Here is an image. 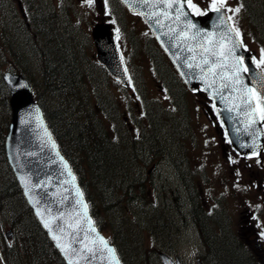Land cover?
<instances>
[{"label":"trees","instance_id":"1","mask_svg":"<svg viewBox=\"0 0 264 264\" xmlns=\"http://www.w3.org/2000/svg\"><path fill=\"white\" fill-rule=\"evenodd\" d=\"M106 1L113 18L124 28L128 23L124 7L117 0ZM240 1L256 28L251 27L259 36L257 42L264 49V0ZM59 16L49 9L46 0H0V264H65L28 208L5 158L4 138L10 109L2 74L7 70L23 75L32 86L35 101L42 108L60 151L69 161L95 224L110 237L121 264H147L139 232H147L156 243L164 240L161 247L169 245L166 241L170 225L164 215L168 207L167 201L161 209L148 203L145 193L148 184L141 179L135 164L149 161L151 155L169 153L165 145L168 149L174 148V143L182 137L176 134L170 140L168 130L177 126L173 119L176 116L168 112H163V116L158 114L151 107L156 106L149 101L151 105L146 104L149 110L145 108L148 127L141 139L135 141L126 136L121 140L122 119L111 105L117 104L110 97H107L110 101L106 109L104 103V107L98 102L96 106L90 103V91L95 89L91 84H95L92 80L86 81L90 75L87 69L96 62L71 31L66 33L68 28ZM18 25L21 31L17 30ZM128 38L133 51L151 62L161 85L167 87L174 105L179 112L184 110L187 118L180 100L183 96L178 99L180 93L178 96L174 93L170 67L152 38ZM87 86H90L88 92ZM77 87L82 93L76 95ZM139 88L141 91L142 86ZM80 95H83L81 99ZM100 111L104 119L99 117ZM195 204L198 206L197 200ZM141 209L146 210L143 215H140ZM213 224L217 227L216 233L206 227L203 234L207 249L203 257L205 264H253L251 255L240 239L229 233L225 222ZM5 229L13 232L10 240L4 237ZM167 249L165 252L170 253ZM150 251L154 252V248Z\"/></svg>","mask_w":264,"mask_h":264},{"label":"water","instance_id":"2","mask_svg":"<svg viewBox=\"0 0 264 264\" xmlns=\"http://www.w3.org/2000/svg\"><path fill=\"white\" fill-rule=\"evenodd\" d=\"M119 1L130 13L139 14L184 84L189 89L201 88L219 107L221 120L234 148L240 154L256 151L262 142V130L258 118L257 124L246 127L247 120L242 110L238 112L233 108L232 112H228L227 109L233 107L235 102L227 98L230 93L232 96H236L237 93L232 92L230 88H222V84L226 81H221L219 77L215 78V84L209 86L208 81L213 79L212 76L207 75L206 71L201 73L199 68L187 67L185 57H190L193 53H189L184 41L177 38L181 31H187L188 35L199 31L202 35L211 32L213 33L212 38L218 39L220 35L230 29L226 18L224 17V21L221 23L222 14L211 12V10L207 11L205 16L193 15L185 4L182 11L189 12V15L181 16L177 21L175 18L176 8L180 7L179 4H174L169 8L161 0ZM165 12L168 13L167 16L163 15ZM188 21H191L195 28H186ZM91 35L97 58L106 71L123 84H127L125 66L115 42L112 25L102 20L93 27ZM228 35L233 41L239 42L232 31L228 32ZM200 39L201 37H197V41ZM189 43L195 46L196 41H189ZM226 46L231 47V43L226 42ZM200 51L201 49L197 47V58L194 63H199ZM235 54L244 58V64L241 67L247 65L250 69L249 72L241 74L244 83L260 90L261 86L258 81L262 73L252 63V55L241 46L236 49ZM202 76L205 78L202 79ZM3 81L10 93L9 108L11 112V120L4 142L5 155L23 197L38 224L65 264H69L70 259L72 264H117V262L121 264L113 245L95 226L84 195H78L77 189L82 193L81 188L68 162L59 151L41 108L34 101L29 83L21 75L9 72L3 74ZM222 96L226 98L224 101L221 100ZM69 170L71 175H69ZM73 177H75L74 180ZM25 180L27 181V190ZM78 200H82L83 204L87 205L86 210L77 203ZM37 211L40 212V215H37ZM85 212L86 216H84ZM45 220L51 222V232L44 227ZM77 220H79L78 232L68 227L69 223L75 224ZM88 220L93 222L95 232L86 231L89 227ZM61 228L64 229L63 233L60 231ZM53 235L60 237L61 244L66 246L71 244V247L77 251L66 256L57 247V241L52 239ZM6 236L9 237L10 232H7ZM98 237H103L107 241V247L100 243ZM89 248L93 251L89 252L87 250ZM107 248L114 249V253L108 252ZM158 257L161 264H181L178 258L173 261L163 252H159Z\"/></svg>","mask_w":264,"mask_h":264},{"label":"rangeland","instance_id":"3","mask_svg":"<svg viewBox=\"0 0 264 264\" xmlns=\"http://www.w3.org/2000/svg\"><path fill=\"white\" fill-rule=\"evenodd\" d=\"M48 6L54 10L58 15H60V21L63 22V25L68 28V31L66 30V33L69 34V31H71L72 34L81 42L85 43L86 45V50L88 53H90V44H92L91 38H90V30L91 27L97 23L99 20L102 18H105L107 20L109 19V16L113 17L111 15V10L110 7L106 8V4L104 5V0H99V4L97 3V0H93V4L89 6L86 3V0H46ZM193 3L197 4V6L200 8L201 11L206 10L207 8L210 7L211 0H193ZM98 6H100V9H98ZM226 7L235 9L237 7L240 8L239 13H235L232 11L227 12L228 16H231V22L233 24V27L235 29L239 30L240 36L243 39L242 41L246 44V46L249 48V50L254 54V57H256L257 60L260 59L261 57V50L258 46V43L255 40L253 31L250 29L249 31V26L245 24L246 17L244 16V20L242 19V13H241V6L238 2V0H226ZM112 23L115 25V32H116V40L117 44L119 46V49L122 53L123 60L126 64V67L128 70L133 71V73H139L142 75L143 79V85H145V95L147 101L150 100V102L156 106L158 114H162L163 112H169L168 110L164 109L166 106L169 107V103L166 100L165 94L160 93L157 83L155 81V78L151 72V68L149 63L146 61V59H140L141 56H138V60L133 59L131 61L129 52H132L133 50L130 47V41L129 37H132L133 39L135 38V34H139L140 39L142 37L146 38V30L144 29L145 26L142 23V21L139 19V17L131 15L127 17V24L122 27V25L118 24L114 19L111 18ZM122 23H124V20H122ZM248 24V23H247ZM69 27H68V26ZM132 27V29H131ZM21 27L18 29V31H21ZM119 30V31H117ZM128 34V35H127ZM132 34V35H131ZM134 34V35H133ZM89 45V46H88ZM91 59H95V51L92 46V52ZM90 57V55H89ZM93 60V61H94ZM127 60V61H126ZM97 61V60H96ZM95 63V61H94ZM87 66L89 67V61L87 60ZM262 71H264V64L259 65ZM91 68H93L91 70ZM37 70V68L35 69ZM90 73L89 79L86 81L91 80L94 82L95 85H92V88H95V95H99L98 93L100 92H105L109 96L115 99L116 104L124 107V102L126 98L130 95V93L133 92L131 89H127V91L124 93L120 85H116L115 82H113L111 79L107 78L105 75H103V71L100 70V67L97 64L91 65L90 69H87ZM164 70V69H163ZM167 70V69H166ZM164 70V71H166ZM95 73V74H94ZM94 74V75H92ZM169 75L171 76L170 82L173 84V90L174 93L179 95L180 97L184 92V88L180 83L177 82V79L174 77V75L171 73L169 70ZM141 82V81H140ZM170 83V87H171ZM90 90V86H87V92ZM172 92V91H171ZM173 93V92H172ZM204 95L202 93H189L188 94V112L191 113V122L192 126L189 128V137H191L190 141L192 145L188 147L187 152L185 153L190 160L191 163H194L196 165H199L201 163L203 165V158H200L199 154V149L203 145L202 143V137L198 135L201 134L204 130V125H203V120H202V114H201V106L202 103L204 102ZM104 107L103 102L100 103L95 97L90 98V103H93V105H97V102ZM182 101V99H180ZM131 105L135 107V102L132 100ZM118 106V105H117ZM152 106V105H151ZM163 107V108H162ZM153 108V107H152ZM51 109V106H50ZM161 110V111H160ZM168 115V114H167ZM100 117L102 118V114L100 111ZM165 123V120L163 121ZM162 122V123H163ZM264 123V121H263ZM193 133L191 134V132ZM180 133L179 128H175V134ZM165 148L173 153V150H175V153L177 155V160H181L183 158V151L182 145H180V148L178 149L176 145L174 146L173 150L168 149V145H165ZM222 152L218 150L215 154L209 155L208 157V162H207V169L208 170H213L215 175L218 176L221 179L222 182H226L227 186L224 187V192L226 193V198L222 197L223 202L228 203L229 205L236 207L237 210L242 208V203H247L248 202V207H262L264 206V201L262 200L263 194L257 190V185L255 184L254 179L248 176V173L246 174L245 172L242 175H238V177H234L232 181H229V177H225V171H226V166H229L231 163L225 162V160L222 157ZM167 151L163 155H153L150 160L148 161V166L143 167L145 168V171L142 169L139 164H135V169L139 170L141 172L142 180L147 179V176L151 179V185L152 187L156 190L157 194L160 195L163 193V191L166 190V187L171 185V169L168 167L166 164L171 163L169 159H165L166 156L168 157ZM185 156V155H184ZM173 159L175 157H172ZM164 160V161H162ZM159 163V170L156 172H151L148 173V171L154 166L155 163ZM188 164V162H186ZM184 161V164H186ZM238 163V164H237ZM172 164V163H171ZM228 164V165H227ZM237 164L240 165L239 167L241 169H246L247 165L243 161H238L236 160L235 163L232 165ZM138 172V171H137ZM147 175V176H146ZM225 178H228L227 181H225ZM236 182L235 185L229 187L228 185L230 183ZM253 182V183H252ZM254 187V189L252 188ZM230 189V190H229ZM254 191V194L252 192ZM148 196H150V192L146 193ZM161 197L165 196L160 195ZM161 199V198H160ZM167 200V198H166ZM164 201H160V204L164 206L165 203ZM251 204V205H250ZM144 206V205H142ZM176 210V209H175ZM146 210L141 209L140 215H143ZM167 217L168 220H172V218H175V215L170 216L171 212L170 210H167ZM161 215L163 213H160ZM234 218V223L236 226L240 225V216ZM177 220V219H176ZM181 222L178 221V224ZM8 229L4 230V233ZM140 245L143 250V254L147 260V264H160L157 256L158 251L165 252V248L170 249V253H173L177 256H179L183 264H197L196 257L200 254L206 253V247L204 246L203 242L201 241L200 236L191 228H184L179 230V232H173L169 229V237L168 240L166 241L169 243V245L162 246L163 243L165 242L164 240H160L161 242L157 243L153 238L147 233L140 231ZM108 235V234H107ZM259 240L261 241L263 248H264V232L260 233L258 235ZM108 238V236H107ZM159 245V246H158ZM152 246H154V252L150 251ZM158 246V247H157ZM157 247V248H155ZM167 249V250H169ZM166 250V251H167ZM169 253V251H167Z\"/></svg>","mask_w":264,"mask_h":264},{"label":"flooded vegetation","instance_id":"4","mask_svg":"<svg viewBox=\"0 0 264 264\" xmlns=\"http://www.w3.org/2000/svg\"><path fill=\"white\" fill-rule=\"evenodd\" d=\"M153 76L155 78L157 75ZM132 84L133 81L129 77V85L122 87L123 92L125 93L127 89L132 88ZM133 86L136 88L134 84ZM159 91L160 93H163L161 90ZM169 98L171 99L172 97L169 96ZM203 98L204 102L201 106V114L204 130L201 134L198 133V135L202 137L203 143L199 149L200 158H203V165L201 163H199V165L191 163L185 154L188 147L192 145L190 141L191 137L188 135L189 128L192 126L191 113L187 114L188 116L185 118L184 110L182 112H179L178 109L172 110V114H175L176 116V118L173 117V119L177 126L174 128L171 127L168 132L171 134L170 140L172 141V138L176 135L175 128H179L180 133L178 134H182V137L179 139L178 144H174H176L178 149L180 148V145H182L181 150L183 151V158L177 160V155L174 154L175 150L173 149V153L171 151H169V153L167 152V154L170 155H168V157L166 156L165 159H169L172 163L166 164L168 167L172 168L170 175L171 185L166 187V190L160 194H164V197H161L156 192L155 193L157 198L164 199V202L167 201L166 206L171 212L170 216L175 215V218L169 220L171 231L179 232L181 229L191 228L201 237L203 242V234L207 230L206 227H208L209 230L217 231V227H214L213 223L223 221L225 222L229 233L240 239L250 252L253 264H263L264 248L258 235L264 232V206L261 208L250 206L249 208L248 202L243 203L241 201L242 208L237 210L236 207L223 202L222 197H227L224 192V187L227 186V183H221V179L215 175L214 171L207 169V162L210 154L213 155V153L215 154L220 150L225 162H232L229 166L225 167V177L228 176L229 181H232L234 177H238V175H242L244 172L246 174L248 173V176L254 179L255 184L257 185V190L263 194L262 200L264 201V145L260 151L255 154L247 156L239 155L228 142L224 133V127L218 116V109L213 106L211 100L205 97V95ZM130 99L134 100L136 108L131 105ZM138 99H140V96L134 90L130 93L128 98H126L123 108L119 105V102L117 104L122 119L121 140L126 136L128 139H135V141L140 140L144 129L148 127V123L144 122L146 121L145 116L139 115L141 110ZM181 103L186 110L188 101H183L182 99ZM187 110H189L188 107ZM181 114H183V116ZM137 121H141L143 126L139 127ZM192 133L193 131L191 134ZM152 156L153 155H151V157ZM172 157L175 158L173 159ZM236 160L245 162L247 168L241 169L239 167L240 165H237L238 163L232 165ZM184 161L185 163L188 162V164H184ZM159 163L161 162L155 163L148 173L158 171ZM137 164H139V166L145 171V168L143 167H147L149 163L148 160H145L143 162L138 161ZM140 176L142 177L141 172ZM227 179L228 178H225V181H227ZM143 181L145 185L150 183V186L152 187L149 176ZM235 184L236 182L234 181L228 186L231 187ZM252 188L254 189V187ZM252 192L254 194L253 190ZM196 200L198 203V206H196L199 212L198 217L193 212L195 211L194 204L196 203ZM233 215H235L236 218L240 216L239 220L241 223L239 226L235 225ZM178 221L181 222V225L178 224Z\"/></svg>","mask_w":264,"mask_h":264},{"label":"snow or ice","instance_id":"5","mask_svg":"<svg viewBox=\"0 0 264 264\" xmlns=\"http://www.w3.org/2000/svg\"><path fill=\"white\" fill-rule=\"evenodd\" d=\"M147 2V0H145ZM161 2H164L167 4L169 8L173 7L174 4H179L180 7L176 8V20H180L181 16L187 17L189 15V12L182 11L185 4L188 5L189 8L194 10L195 14L197 16H205L207 15L206 12H203L200 10V8L197 6V4L193 3V0H161ZM86 3L91 6L93 4V0H86ZM210 10L214 13H221V23L224 21V17L226 16V13L229 11L239 13L240 8L237 7L235 9L227 8L226 7V0H211L210 4ZM163 15L167 16L168 13L165 12ZM228 20H231V16H227ZM159 22V21H157ZM186 28H195V25L191 23V21H188L186 24ZM236 32V35H240L238 29H234ZM119 31V30H117ZM233 31V29H229L228 32ZM228 32L223 33L219 36L218 39H213V33L208 32L204 35L201 34V32L197 31L192 35H188L187 31H181L178 34V39H181L185 43L186 50L189 53H193L190 57H185V63L187 64V67L189 68H199L201 73H205L212 76L213 79L211 81H208L209 86L212 84H215V78L219 77L221 81H226L222 84V88H230L232 92L237 93L236 96H232L231 93L227 99L233 100L235 103L233 104V107H230L227 109L228 112H232L233 108H235L238 112L241 110L243 111V114L247 120L246 127H252L253 125L257 124V114H259V120L264 121V73H262L259 77L258 83L261 86V89L258 90L255 86L249 87L247 84L244 83V80L242 78V73H247L250 71L249 67L245 65L244 67H241V65L244 64V58L241 56H237L236 49L242 45V40L239 42H235L232 40V38L228 35ZM197 37H201L199 41H197ZM189 41H196L195 46L189 43ZM226 42L231 43V47L226 46ZM179 46V45H178ZM200 48L201 51L199 53V56L201 57L199 63H194V61L197 58L196 54V48ZM215 58V59H212ZM252 63L256 64L257 66L264 64V49H261V57L259 60H257L255 57L251 58ZM205 66H207V69H205ZM217 69H220V71H217ZM227 70V71H225ZM202 79L205 77H201ZM226 98L221 97V100L224 101ZM253 99L256 100L255 106L253 105ZM54 146V145H53ZM59 155V153H57ZM62 159V158H61ZM65 167L67 168V165L65 164ZM69 175H71V171L69 170ZM22 180H24L23 177H21ZM75 177H73V180ZM26 190H27V181L25 180ZM78 195L82 196L83 194L79 192V189H77ZM29 199L31 200L32 197L30 196ZM78 204H81L82 207L86 210L87 205L83 204L82 200L77 201ZM37 215H40V212L37 211ZM63 215V214H61ZM84 216H86V212L84 213ZM43 220V217H41ZM51 222L45 220L44 221V227L49 229V231H52V228L50 226ZM88 229L86 231L95 232L96 229L93 226V222L91 220H88ZM79 220L76 221L75 224L69 223L68 227L70 229H74L76 232L79 231ZM60 231L63 233L64 229H60ZM69 235H72V233H69ZM53 240L57 241V247L60 248V250L66 255L69 256L70 253H75L77 250L75 248L71 247V244L69 245H63L60 243V237L53 235ZM100 243L104 244L105 247H107V241L104 240L103 237H98ZM89 252H92L93 250L91 248L87 249ZM107 251L110 253H114V249L107 248ZM69 264H72L71 259L69 260ZM118 264V262H117Z\"/></svg>","mask_w":264,"mask_h":264},{"label":"bare ground","instance_id":"6","mask_svg":"<svg viewBox=\"0 0 264 264\" xmlns=\"http://www.w3.org/2000/svg\"><path fill=\"white\" fill-rule=\"evenodd\" d=\"M21 26V25H20ZM20 26L18 25V29L20 28ZM48 28L50 29L51 27H50V25L48 26ZM17 29V30H18ZM76 45V44H75ZM78 45V44H77ZM80 46V45H79ZM78 46V47H79ZM76 48H77V46H76ZM79 49V48H78ZM77 49V50H78ZM72 50V49H71ZM47 52H48V50H46ZM45 55V54H44ZM78 88V90L75 92V94L77 95V94H80V93H82L81 92V89H80V87H77ZM93 91L94 90H91L90 91V95H91V97H92V95H93ZM140 93V96H142L143 94H142V92L140 91L139 92ZM83 97V95H80V99ZM98 101H100V103H101V101L105 104V109H106V103L108 102V101H110V99H108L107 97H110L111 98V96H109L108 94H106L105 92H100L99 93V95H95L94 96ZM96 101V100H95ZM97 102V101H96ZM112 105V107H113V111H117L118 112V114H119V116H121V114H120V111H119V107L118 106H114L113 104H111ZM144 122H147L148 123V121H144ZM137 123H138V126L139 127H141V126H143V123L141 122V121H137ZM176 144H178V142H176ZM175 144V145H176ZM165 147V146H164ZM144 153V152H143ZM124 174V173H123ZM125 175V174H124ZM125 177V176H124ZM130 178V177H129ZM126 179V178H125ZM132 180V179H131ZM126 181V180H125ZM129 181V180H128ZM130 182V181H129ZM194 207H195V211H193L194 212V214L198 217L199 216V212H198V209H197V207H196V204H194ZM211 232H213V233H216L215 231H213V230H210ZM209 231V232H210ZM168 233V236H169V232H167ZM234 247H236V246H234Z\"/></svg>","mask_w":264,"mask_h":264}]
</instances>
